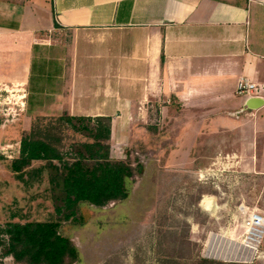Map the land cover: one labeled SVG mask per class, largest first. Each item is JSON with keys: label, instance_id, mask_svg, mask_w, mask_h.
<instances>
[{"label": "crops", "instance_id": "1", "mask_svg": "<svg viewBox=\"0 0 264 264\" xmlns=\"http://www.w3.org/2000/svg\"><path fill=\"white\" fill-rule=\"evenodd\" d=\"M240 78L264 85V0H0V84L25 107L109 116L111 136L165 99L178 134L209 127L200 144L226 159L171 172L264 175V104L244 108Z\"/></svg>", "mask_w": 264, "mask_h": 264}, {"label": "rangeland", "instance_id": "2", "mask_svg": "<svg viewBox=\"0 0 264 264\" xmlns=\"http://www.w3.org/2000/svg\"><path fill=\"white\" fill-rule=\"evenodd\" d=\"M39 83L38 88L46 87L47 81ZM20 93L12 83L0 84V227L10 221H59L60 232L80 254V261L68 264H201L203 258L212 261L206 264H264V235L260 257L251 262L240 256L246 236L244 218L250 211L264 213V175L217 172L203 174L199 181L194 173L171 172L178 167L224 165V154L212 158L200 144L209 127L198 125L196 139L178 134L184 129L166 121L165 99L152 101L148 117L133 125H116L108 141L110 158L129 162L135 169L128 197L100 208L81 203L75 216L63 220L51 198L47 171L42 181L25 187L8 164L18 157L25 135L45 138L65 159L74 145L92 139L60 120L68 115L65 111L36 109L32 103L25 107ZM175 106L172 116L179 112L193 116V111ZM186 130L193 133L192 125ZM212 133L220 134L217 127ZM42 164L32 162L33 167ZM205 197L216 201L214 211L200 204ZM0 264L23 263L2 256L0 246Z\"/></svg>", "mask_w": 264, "mask_h": 264}, {"label": "trees", "instance_id": "3", "mask_svg": "<svg viewBox=\"0 0 264 264\" xmlns=\"http://www.w3.org/2000/svg\"><path fill=\"white\" fill-rule=\"evenodd\" d=\"M60 120L78 132H86L92 141L74 145L69 159H65L58 147L45 138L25 135L20 140L18 157L8 164L15 179L31 187L42 181V173L47 171L51 198L63 220L75 216L81 203L100 208L110 201L126 199L135 169L129 162L109 156L111 118L64 115ZM33 161L43 164L33 167ZM141 169L139 166L137 172ZM59 228L60 222L54 220L7 222L0 227L1 254L23 264L80 261L77 247ZM210 262L200 260L201 264Z\"/></svg>", "mask_w": 264, "mask_h": 264}, {"label": "built area", "instance_id": "4", "mask_svg": "<svg viewBox=\"0 0 264 264\" xmlns=\"http://www.w3.org/2000/svg\"><path fill=\"white\" fill-rule=\"evenodd\" d=\"M236 92L244 99L250 97H262L264 98V85H258L248 79L240 78L237 82ZM242 226L246 230V236L244 241V249L240 253L244 261H253L260 257V251L258 247L264 235V213L258 211H250L243 220ZM230 251L233 252V246L230 247Z\"/></svg>", "mask_w": 264, "mask_h": 264}, {"label": "water", "instance_id": "5", "mask_svg": "<svg viewBox=\"0 0 264 264\" xmlns=\"http://www.w3.org/2000/svg\"><path fill=\"white\" fill-rule=\"evenodd\" d=\"M244 108L247 109H256L264 104V99L262 97H250L244 99Z\"/></svg>", "mask_w": 264, "mask_h": 264}, {"label": "bare ground", "instance_id": "6", "mask_svg": "<svg viewBox=\"0 0 264 264\" xmlns=\"http://www.w3.org/2000/svg\"><path fill=\"white\" fill-rule=\"evenodd\" d=\"M200 204H201V205L203 206V208H205L206 210L211 209L212 211H214V209H215V204H214V202H213V199H211V198L205 197V198L201 201Z\"/></svg>", "mask_w": 264, "mask_h": 264}]
</instances>
